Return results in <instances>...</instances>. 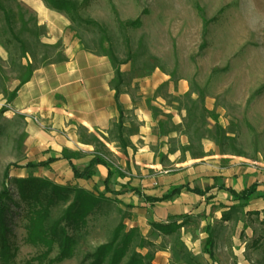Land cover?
Here are the masks:
<instances>
[{
  "label": "rangeland",
  "instance_id": "1",
  "mask_svg": "<svg viewBox=\"0 0 264 264\" xmlns=\"http://www.w3.org/2000/svg\"><path fill=\"white\" fill-rule=\"evenodd\" d=\"M70 1L78 4L74 18L46 0H0V191L9 177L14 202L9 201L11 212L0 224V264H78L81 259L82 254L58 259V244L43 242L33 231L41 205L22 202L17 186L19 179L28 178L84 185L108 197L77 231L84 236L83 252L105 243L120 222L138 227L158 247L160 233L151 222L159 219L161 209L142 205L146 195H161L172 183L212 187L204 197L186 189L174 196L173 217L167 220L184 222L181 232L203 264H264V197L240 206L234 220L226 212L235 201L219 189L226 185L240 191L264 178V0ZM77 55L109 62L116 101L129 94L132 105H141L142 117L155 126L149 143L154 156L144 153L133 160L138 148L125 143L139 128L134 108L124 109L119 123L104 129L105 134L84 126L78 115L50 126V116L23 111L37 96L50 102L57 84L51 73L33 77V71ZM87 105L80 101L71 108ZM54 124L56 135L67 138L72 149L64 151L72 154L78 169L94 158L78 149L83 145L113 166L108 187L120 195L105 192L106 176L99 173L80 179L66 174L70 167L63 162L53 169L26 166L44 161L42 148L52 138L41 133L50 134ZM119 137L129 147V160L122 155L117 162L102 150L113 141L122 152ZM31 151L36 153L29 157ZM160 172L169 180H160ZM208 227L213 244L207 241ZM154 246L139 252H153L152 263H157L163 256H155Z\"/></svg>",
  "mask_w": 264,
  "mask_h": 264
},
{
  "label": "trees",
  "instance_id": "2",
  "mask_svg": "<svg viewBox=\"0 0 264 264\" xmlns=\"http://www.w3.org/2000/svg\"><path fill=\"white\" fill-rule=\"evenodd\" d=\"M46 1L52 7L66 11L72 16L78 9V4L70 0ZM118 106L122 116V107ZM119 139L122 140V137H119ZM120 144V149L125 152V143L121 141ZM62 156L69 160L74 176L80 179H90L98 174L93 169L95 165H105L109 170L107 176L102 178L103 183L106 185L105 192L113 193L116 196L121 194V192L113 191L108 187V183L114 174L111 164L94 157L91 160V165L78 169L73 161L72 154L65 150ZM57 159L58 157L52 156L37 163L28 162L26 166L44 167ZM261 185L264 186V181L262 183L255 182L240 191L226 185L219 186L220 190L227 192L235 201V204L226 214H234L233 219L238 220L237 213L240 206H247L256 197H264V190H259ZM17 186L22 202L27 203L36 200L41 205V211L37 214L33 231L43 242L50 244L55 242L58 244L60 249L58 259L69 255L79 256L82 254L78 264H152L153 252L149 251L146 254H142L139 250L148 249V247L154 246L155 243L144 236L138 227L127 228L122 222L118 223L110 231L108 240L105 243L96 246L89 252L82 251L80 243L84 236L77 231H80L87 224V219L90 215L100 210L104 202L109 201L105 193H98L97 195L95 192L85 188L59 185L48 179L37 178L19 179ZM12 189L9 177H7V180L3 183V189L0 191V224L5 222L7 212L8 214L11 212L10 203H14L12 202ZM185 189L205 196L212 187L201 189L199 187H191L188 183H185L171 187L161 197L147 196V199L152 203L170 200L174 196L181 194ZM211 197L212 195L209 196V198ZM56 209L59 210V213L55 217L53 213ZM151 225L163 236L159 246H154L157 248L155 250L169 249L171 252V264H203L199 256L193 253L182 240L181 230L184 228V222H178L177 220L167 223L152 221ZM206 232L208 233V243L213 244L214 234L211 227H208ZM128 254H130L129 258H127Z\"/></svg>",
  "mask_w": 264,
  "mask_h": 264
},
{
  "label": "crops",
  "instance_id": "3",
  "mask_svg": "<svg viewBox=\"0 0 264 264\" xmlns=\"http://www.w3.org/2000/svg\"><path fill=\"white\" fill-rule=\"evenodd\" d=\"M111 71V66L109 62L103 58V57H94V56H87V55H77L75 56L72 60H67L65 62L57 63V64H52L49 66L45 67H38L36 68L32 76L34 77L35 75H46L47 72L51 73L56 81V85L54 86L53 90H51L52 94H50V102H47V100L42 96L39 97L37 96L28 103V107H25L23 111H28L29 116L35 117V116H41L43 114L50 116L51 119L53 120L49 125L52 126L53 123H55V120H58L62 122V120H69L70 116H77L79 120L82 122L84 126L87 128L90 127L92 130L93 128H96L100 132L104 133V129H108L110 126L113 124L119 123V119L121 116L119 106L122 107V111L124 109H131L134 108L135 115L139 117V128L137 130V133L135 135L129 136L128 140L125 138V143L131 142L134 147L138 148V152L135 153L133 151V157L134 159H138L140 156H143V154H152L153 156L154 151H151L150 149V140H153L154 136L152 134V130L155 127L152 122H150L147 118L142 117V109L141 105L133 104L131 101V97L129 94L123 93L121 97H119V101H116V90L113 89L110 85V82L113 78L112 76V71ZM94 73V76L89 77L90 74ZM33 81V78L29 80V82L25 84H29ZM94 84V86H90L91 84ZM25 86L23 85L19 93L17 95V99L20 100V97L22 96V93H25ZM53 95V96H52ZM52 96V97H51ZM85 102L88 103L87 106L78 108L76 107L75 109L71 108V104L77 105L79 102ZM138 106V108H137ZM31 109H35L34 112ZM30 110V112H29ZM61 111H64L66 116ZM124 113V112H123ZM70 115V116H69ZM124 126L127 124L124 123ZM53 129L50 131V134L45 133L44 131L41 133V136L43 137H51L52 141L47 144L46 146H43L42 148L43 151V158L42 160H47L48 158L54 156L58 157L57 160L53 161L52 163L49 164L47 168H54L57 163L63 162L64 164L69 165L70 169L66 172L72 173L74 176L73 170L71 168L69 160L66 158H63L61 155L62 151L64 149L70 148L68 144V140L66 137L62 136H57L56 135V124L53 125ZM52 134V136H51ZM105 134V133H104ZM157 138V135L156 137ZM120 140V139H119ZM122 140H120L121 142ZM111 142V141H110ZM124 142V141H123ZM139 143V144H137ZM105 144L102 146V150L105 153H108L111 155L115 160L117 161V157L123 158L129 160L128 155L126 154L127 152H119L117 148L113 147L111 144H115V142L108 143L113 147V152H108V150L105 148ZM83 147V148H82ZM120 148V147H119ZM127 149L129 148L128 146L126 147ZM79 150L85 151L91 157L94 156V151L93 148H87V146H79ZM36 152H29V157L35 155ZM119 154V156H118ZM66 160V161H65ZM118 162V161H117ZM76 164V163H75ZM139 164V163H138ZM146 167H149V165H145ZM94 170H96L101 176L105 177L108 174V168L103 165V164H98L95 165ZM170 171H173V168H170L165 171V174H168ZM160 180L163 181H168L169 176L168 175H163V172H160ZM243 173H248V171H244ZM94 177V176H93ZM91 177V179L93 178ZM259 180V182L263 181ZM87 181V180H86ZM257 181V180H256ZM254 181V182H256ZM252 182L251 184H253ZM179 185L177 183H172L167 185L166 191L163 192L161 195H152V194H147L144 199V203L142 205L147 206L149 208L150 205H154L160 207L161 211H157V215L159 219H155L153 221H159V222H169L168 217H173L171 216V212L173 211L172 206L175 204L177 200H165V201H160L156 203H152L149 199H147V196L151 197H161L163 196L171 187ZM189 185L193 187L190 183ZM250 184H244L242 189L245 188L246 186H249ZM86 189H89L87 186H81ZM230 187V186H227ZM262 185L260 186V188ZM233 188V187H232ZM259 188V190H260ZM240 189V190H242ZM238 190V189H237ZM198 195V194H196ZM229 195V194H228ZM201 197V195H198V197ZM204 197V196H202ZM232 197V196H229ZM233 199V197H232ZM171 221V220H170ZM180 222V220H177ZM134 227V226H133ZM159 240L158 242L160 243L163 240V236L159 235ZM181 237L182 240L186 243L188 248L195 254L198 255V252H195L194 249H192V246L189 245L188 243V237L184 236V232H181ZM163 256L162 260L153 261L154 263L152 264H171V252L169 249H160L157 250L155 256L157 257L158 255ZM158 260V259H156Z\"/></svg>",
  "mask_w": 264,
  "mask_h": 264
},
{
  "label": "bare ground",
  "instance_id": "4",
  "mask_svg": "<svg viewBox=\"0 0 264 264\" xmlns=\"http://www.w3.org/2000/svg\"><path fill=\"white\" fill-rule=\"evenodd\" d=\"M12 28L15 31V33L18 34L19 37L25 38L23 33L14 24L12 25ZM7 118L8 117H5L4 120L7 119ZM105 148L108 150V152H113V147L110 144L106 143L105 144Z\"/></svg>",
  "mask_w": 264,
  "mask_h": 264
}]
</instances>
